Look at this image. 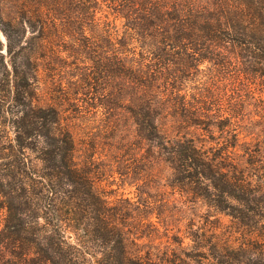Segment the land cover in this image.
Instances as JSON below:
<instances>
[{
    "label": "trees",
    "instance_id": "1",
    "mask_svg": "<svg viewBox=\"0 0 264 264\" xmlns=\"http://www.w3.org/2000/svg\"><path fill=\"white\" fill-rule=\"evenodd\" d=\"M171 2L0 0V30L10 57L7 65L2 55L0 64V264H197L191 262L196 257H182L184 243L177 239L168 240L165 252L157 254L149 244L161 238L158 225H170L184 211L172 210L171 202L145 190L155 183L146 168L157 163L171 170L165 186L204 199L236 226L238 235L228 243L216 239L207 245L205 233L189 231L187 237L199 256L205 257L208 249L212 264H264V167H226L220 155L210 157L181 132L167 137L158 124L166 110L174 123L181 122L177 114L184 105L176 93H169L167 103L162 95L167 85L176 90L173 79L161 81L158 74L160 67L170 64L182 66L178 71L191 69L183 58L188 52L199 54L198 59L189 56L193 61H220L214 51L228 45V63L235 59L248 79L264 77V0H228L216 12ZM105 6L125 20L122 36H114L110 13L103 26L98 21L96 15L107 11ZM135 38L154 55L158 70L136 67L124 57ZM115 40L121 49H115ZM3 46L0 40V51ZM86 50L89 53L83 55ZM65 53L68 58L97 61L99 74L113 82L105 88L111 95L107 107L116 109L127 98L133 103L137 144L145 140L151 145L150 159L144 155L131 164L125 162L134 158L117 161L121 176L137 184L144 181L133 205L124 199L109 201L95 187L88 167L76 161L72 133L59 127V112L36 104L40 65L52 78L54 65L63 62ZM91 79L90 73H81L82 85ZM188 123L198 125L192 118ZM232 139L228 162L231 153L240 155V139L237 134ZM131 219L133 231L127 233L124 228Z\"/></svg>",
    "mask_w": 264,
    "mask_h": 264
},
{
    "label": "rangeland",
    "instance_id": "2",
    "mask_svg": "<svg viewBox=\"0 0 264 264\" xmlns=\"http://www.w3.org/2000/svg\"><path fill=\"white\" fill-rule=\"evenodd\" d=\"M171 1V5L193 4L199 10L209 12H216L220 4L228 5V0ZM104 9L107 11H98L96 15L102 26L107 20L106 14L110 13L106 6ZM108 17L112 23L114 36L117 33L122 36L126 30L125 20L116 17L114 13L108 14ZM87 36L92 40H98V35L90 31H87ZM0 40L4 45L0 51L2 53L0 64L5 58L4 62L8 65L10 57L7 53L6 38L1 30ZM94 47V51L101 52L97 46ZM116 48L121 49L117 40H115ZM191 52L183 55L184 59H188L191 69L178 71L182 66L171 64V67L166 69L160 67L162 69L158 74L159 80L166 81V78L170 77L173 79L172 85L176 87V90L171 85L162 88L166 103L169 93L174 91L177 101L184 105L177 114L178 119L181 120L179 123H174L175 120L170 116L169 111H161L162 116L158 118L161 132L167 137H176L181 132L180 135L194 139L200 147L209 152L210 157L220 155L219 157L224 158L219 159L226 167L228 164H242L244 167H249V163H254L260 170L264 167V77L248 79L242 72V65L235 59L228 63L230 60L228 57L232 55L228 52V45L214 51L221 55L219 59L221 63L209 60L193 61L189 56L196 59L200 57L199 54L193 56ZM86 53H89V50L83 55ZM63 56L62 60L65 63L54 65L52 78L47 77L44 65H40L36 104L42 108L53 107L59 112V127L72 133L76 145V161L81 166L88 167L95 187L109 201L124 199L126 203L133 205L139 200L138 185L143 184L144 181L137 184L138 182L133 183L129 177L121 176L118 173L117 161L134 158L125 162L131 164L136 158L143 160L144 155L149 157L151 147L145 140H140V144H137V126L131 114L133 103L127 98L122 100L116 109L107 107L105 102L111 98V95L105 88L113 82H109L110 80L99 74L100 65L97 61L88 56L78 60L68 58L66 53ZM125 56L136 67L158 70L155 67L154 55L143 49L136 38L130 42ZM9 69H11L10 65ZM85 72L90 73L92 79L87 85H82L81 73ZM166 108L168 109L167 104ZM191 118L198 123L197 126H189L188 121H191ZM178 127L182 129L178 130ZM232 134H237L240 139L238 141L240 155L231 153L228 162V143H235ZM243 143L248 144L246 148L241 146ZM127 151H131L132 154L128 155ZM224 172L227 173L228 170ZM146 173L155 181L152 186L145 188L146 191L157 200L171 202L172 210L181 208L184 210L182 215L170 225H158L161 238L149 243L153 245V252L156 254L159 251L165 252L164 245L167 241L177 239L184 243L181 252L184 259L189 260L188 255H190L196 257L191 262L214 263L210 259L208 249L205 248L206 250L203 251L206 252L205 257L199 256L201 252L192 249L193 242L187 237V233L191 230L202 231L209 237L207 245L214 243L216 239L228 243L234 235H238L232 219L217 212L204 199L165 186L171 177V170L167 165L157 163L153 169L147 167ZM143 174L145 172L141 175ZM259 175L261 176L260 173ZM164 208L167 209L168 206ZM128 213H133L132 209H128ZM154 220L157 221V218ZM127 221L130 225L124 228L125 232H132V219ZM133 237L130 234V240Z\"/></svg>",
    "mask_w": 264,
    "mask_h": 264
}]
</instances>
